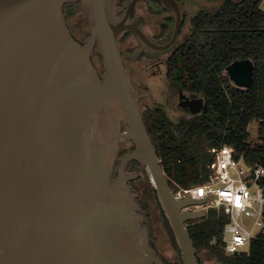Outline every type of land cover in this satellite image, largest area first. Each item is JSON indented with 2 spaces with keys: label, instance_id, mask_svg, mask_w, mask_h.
Listing matches in <instances>:
<instances>
[{
  "label": "water",
  "instance_id": "1",
  "mask_svg": "<svg viewBox=\"0 0 264 264\" xmlns=\"http://www.w3.org/2000/svg\"><path fill=\"white\" fill-rule=\"evenodd\" d=\"M135 1L126 9L117 0H0V264H166L130 183L142 175L127 172L132 161L156 189L182 264H200L186 223L206 211L184 209L205 199L174 196L142 114L147 94L121 53L131 29L143 49L172 41L154 45L138 29L129 11ZM66 4L85 14V40L72 32ZM165 4L179 28L176 0ZM226 70L236 86H252L251 59ZM127 141L133 151L118 157Z\"/></svg>",
  "mask_w": 264,
  "mask_h": 264
},
{
  "label": "trees",
  "instance_id": "2",
  "mask_svg": "<svg viewBox=\"0 0 264 264\" xmlns=\"http://www.w3.org/2000/svg\"><path fill=\"white\" fill-rule=\"evenodd\" d=\"M240 59H251L255 64V79L250 88L230 84L225 74V67ZM184 62L210 105L206 115L179 123L175 131L168 127L162 128L160 134L149 131L170 186H190L205 180L207 164L212 160L206 146L231 145L237 159L254 168L264 166L263 0L234 1L212 18L195 21V30L184 45ZM253 121L258 122V136L254 141L249 131ZM136 165L138 162L133 161V170ZM260 183L264 185V177ZM146 184L139 202L142 208L151 209L148 220L150 235L154 238L152 246L166 264H171L161 252L169 238L178 254L176 264H182L156 189L152 183ZM157 223L163 226L168 238ZM226 223L224 211L217 208H210L205 216L187 222L194 246L199 250V263L203 264L204 253L219 264H264V233L252 239L248 252L227 254L223 240Z\"/></svg>",
  "mask_w": 264,
  "mask_h": 264
},
{
  "label": "flooded vegetation",
  "instance_id": "3",
  "mask_svg": "<svg viewBox=\"0 0 264 264\" xmlns=\"http://www.w3.org/2000/svg\"><path fill=\"white\" fill-rule=\"evenodd\" d=\"M132 1L117 0V4L119 7L127 9V5ZM234 1L239 0H176L182 13L179 28H176V13L165 4V0H136L132 4L129 10L132 22L138 24V29L154 45H166L172 41L171 46L163 50H156L155 47L143 49V41L133 29L128 31L121 40V53L125 64L130 70L132 82L147 94L141 99L140 103L145 123L147 122L146 125L149 128L148 131H151L154 135L160 134L163 131L162 128L165 127L175 131V126L179 123L200 119L208 112L210 104L207 95L198 89L199 82H194L193 76L186 69L184 45L195 30V21H202L203 19L206 21L212 18L220 9ZM72 5H65L67 22L74 35L81 40H85L90 34L87 18L85 14L82 15V12H71ZM76 14H80L78 19L74 18ZM140 50L142 51L138 52ZM93 58L99 72L103 73L104 65L98 53V48L95 49ZM226 67L225 74L231 84L233 81L228 76ZM150 136L152 138V135ZM133 146L132 141L121 142L118 157L133 151ZM116 166L117 163L115 162ZM137 170L141 171L142 175L132 179L130 183L134 189L141 193L138 198L140 200L142 189L147 185L146 180H149V178L141 164L138 163L133 170V161L130 162L127 172L133 173ZM141 181L143 186L139 185ZM142 209L149 211V218L151 209ZM160 227V231L167 237L161 224ZM167 240L166 244L170 245V256L162 254L171 264H176L179 261L178 254L172 248L169 238ZM153 242L154 238L151 237V246ZM164 250L166 252L167 248H164ZM179 258L181 260V257Z\"/></svg>",
  "mask_w": 264,
  "mask_h": 264
},
{
  "label": "built area",
  "instance_id": "4",
  "mask_svg": "<svg viewBox=\"0 0 264 264\" xmlns=\"http://www.w3.org/2000/svg\"><path fill=\"white\" fill-rule=\"evenodd\" d=\"M208 152L212 160L205 180L190 186L176 184L172 192L181 200L205 199V203L187 206L185 211L222 209L227 218L223 231L226 253L248 252L252 239L264 233V185L260 183L264 166L254 168L237 159L234 147L228 144L212 146ZM246 214L256 218L257 229L245 226Z\"/></svg>",
  "mask_w": 264,
  "mask_h": 264
},
{
  "label": "rangeland",
  "instance_id": "5",
  "mask_svg": "<svg viewBox=\"0 0 264 264\" xmlns=\"http://www.w3.org/2000/svg\"><path fill=\"white\" fill-rule=\"evenodd\" d=\"M75 17L78 19V17H80V14H76L74 18ZM249 131L251 133L253 141L256 140L258 136V122L257 121L251 122V124L249 125ZM210 148L211 147L206 146L207 151H209ZM243 218H244V224L249 230L257 229V227L255 226V220H256L255 217H251L246 214L244 215ZM202 258H203V264H219L215 260L207 258V256L204 253H202Z\"/></svg>",
  "mask_w": 264,
  "mask_h": 264
}]
</instances>
